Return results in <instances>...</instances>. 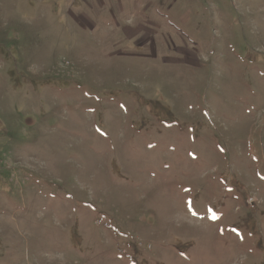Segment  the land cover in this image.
I'll use <instances>...</instances> for the list:
<instances>
[{"label": "rangeland", "instance_id": "1", "mask_svg": "<svg viewBox=\"0 0 264 264\" xmlns=\"http://www.w3.org/2000/svg\"><path fill=\"white\" fill-rule=\"evenodd\" d=\"M0 264H264V0H0Z\"/></svg>", "mask_w": 264, "mask_h": 264}]
</instances>
